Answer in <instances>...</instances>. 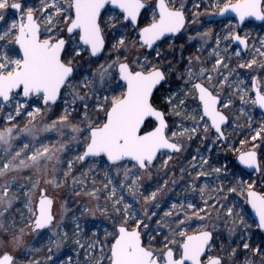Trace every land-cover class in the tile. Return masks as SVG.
<instances>
[{
  "label": "snow or ice",
  "instance_id": "1",
  "mask_svg": "<svg viewBox=\"0 0 264 264\" xmlns=\"http://www.w3.org/2000/svg\"><path fill=\"white\" fill-rule=\"evenodd\" d=\"M257 108L264 0H0V264H264Z\"/></svg>",
  "mask_w": 264,
  "mask_h": 264
},
{
  "label": "rangeland",
  "instance_id": "2",
  "mask_svg": "<svg viewBox=\"0 0 264 264\" xmlns=\"http://www.w3.org/2000/svg\"><path fill=\"white\" fill-rule=\"evenodd\" d=\"M28 2L32 3V2H35V0H28ZM188 3H189V6L191 4V0H188ZM14 17V13L10 10L8 12V19H11ZM207 18L206 17H201L200 18V24L198 25H194L192 27H204V26H208V27H212L214 31H217L219 29V25H215V24H212V25H205V20ZM180 43H183V41H178L177 42V45H179ZM193 44H196V42L194 41ZM198 46V45H197ZM167 47V46H166ZM192 51H194V49H192ZM179 48L177 47V52H176V56L177 58H179ZM189 53L188 50L185 51V56H187ZM173 88L177 87V83L176 82H173L172 85H171ZM167 88V85L165 86ZM250 116L253 120V123L254 124H258L259 122H261L262 120H264V112H262L260 109H254L252 111H250ZM246 131V130H245ZM47 135H50V136H54L55 134L54 133H49ZM206 143L205 142V145H200L198 141H194V142H190L189 145L187 146V149L184 153L182 154H177L173 161H171L170 163L173 165V166H180L181 164H186L187 163V159H190L191 157V154H193L196 150V148L199 146L201 151H204V148L206 146ZM236 147H240L239 144L236 145ZM219 156L221 158H224L226 160H232L233 159V155L231 153H225L222 149L220 150L219 152ZM185 157L187 159H185ZM216 157L214 156L213 159H215ZM177 175H179V173L177 172ZM147 178L145 179V184L147 185L148 183H151V181H146ZM63 191V190H62ZM38 195V193H37ZM81 198H78V197H72V201L74 202H78ZM102 202V201H101ZM62 203V200L60 198V196H57V204L55 206V212H56V215H57V218L59 219L60 217V213L62 211L61 207H60V204ZM76 204L75 203H71L69 204V207L70 208H75ZM96 221H102L104 222V225L105 226H110L109 225V222L104 220L102 217H97V220ZM70 231V229H69ZM261 238V234H259L258 232L255 233L254 235V242H258L259 239ZM30 240H36L38 239L37 237L35 236H32V237H29ZM75 248V245L72 243L71 239L68 240V242L65 244L64 248L60 251V253H58V256L60 259H67V257L71 256L73 258H75V255L76 253L73 251V249Z\"/></svg>",
  "mask_w": 264,
  "mask_h": 264
},
{
  "label": "built area",
  "instance_id": "3",
  "mask_svg": "<svg viewBox=\"0 0 264 264\" xmlns=\"http://www.w3.org/2000/svg\"><path fill=\"white\" fill-rule=\"evenodd\" d=\"M95 223L100 225V230L102 231L103 227L105 226L104 225V222H102V221H95Z\"/></svg>",
  "mask_w": 264,
  "mask_h": 264
},
{
  "label": "trees",
  "instance_id": "4",
  "mask_svg": "<svg viewBox=\"0 0 264 264\" xmlns=\"http://www.w3.org/2000/svg\"><path fill=\"white\" fill-rule=\"evenodd\" d=\"M147 181V180H146ZM149 181V180H148Z\"/></svg>",
  "mask_w": 264,
  "mask_h": 264
}]
</instances>
